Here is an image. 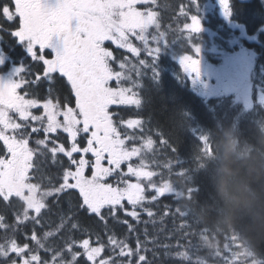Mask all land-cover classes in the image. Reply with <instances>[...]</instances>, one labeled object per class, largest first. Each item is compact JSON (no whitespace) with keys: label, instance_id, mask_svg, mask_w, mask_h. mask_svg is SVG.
<instances>
[{"label":"snow or ice","instance_id":"obj_1","mask_svg":"<svg viewBox=\"0 0 264 264\" xmlns=\"http://www.w3.org/2000/svg\"><path fill=\"white\" fill-rule=\"evenodd\" d=\"M219 3L224 15H231L230 0ZM157 8V0H0V36L15 37L27 57L40 65L32 79L23 75L26 71L31 75L23 64L7 77L0 76V204L12 209L13 217L9 223L0 214V264H150L147 242L138 237L135 248L131 247L126 238L108 231V218L116 219L121 211L137 223L141 213L153 218L155 213L147 205L165 195L177 200L178 193L165 172L157 169L162 167L169 174L175 171L181 178L190 173L179 166L177 157H173L175 165L167 161L161 166L156 159V140L146 131L145 122L121 119L110 109L114 105L141 108L136 91L141 85L132 77V73L143 74L141 67L152 70L154 81L158 79L154 64L169 45ZM193 9L198 11V0L179 7L180 23L194 52L180 55V64L195 81L200 77L197 41L202 26ZM134 40L140 42L139 47ZM106 41L137 57L140 67L127 56L122 60L114 56ZM142 53L150 59L140 58ZM115 63L119 70L114 71ZM61 78L69 86L74 106L69 98L61 101L53 95V85ZM42 81L49 84L43 99L26 87ZM123 81L129 86H123ZM34 109L42 112L35 114ZM41 132L43 137L37 135L32 146L33 134ZM58 133L66 134L68 146ZM155 135L161 145L176 153L162 133ZM133 158L136 162L128 163ZM48 161L57 167V175L42 172L41 166ZM125 164L126 171L122 170ZM148 192L152 194L146 195ZM49 197L57 201L66 197L68 211L58 224L42 231ZM81 210L104 222L106 242L99 233L92 240L93 234L80 221ZM171 211L184 221L173 249L176 264H194L199 256L198 238L178 206ZM121 222L130 233L136 231L128 220ZM20 232L23 240L18 239ZM77 232L82 233L78 239L73 237Z\"/></svg>","mask_w":264,"mask_h":264},{"label":"trees","instance_id":"obj_2","mask_svg":"<svg viewBox=\"0 0 264 264\" xmlns=\"http://www.w3.org/2000/svg\"><path fill=\"white\" fill-rule=\"evenodd\" d=\"M182 3L188 4L180 0L179 7ZM252 10L253 6L248 5V14ZM182 20L183 16L177 12L168 14L162 21L165 43L169 45L161 50L163 59L191 49ZM261 27L264 23L247 29L245 35L255 53L250 75L254 79L251 107L235 95L207 97L187 76L180 80V85L165 77L154 81L149 69L150 95L147 98L143 94L146 101L143 108H147L148 116L156 124V132L162 133L176 148L172 154L159 143L160 137L154 132L157 162L161 166L167 161L175 165L173 157H177L179 166L189 171L190 177L181 178L175 171L169 174L162 167L157 169L165 172L166 178L178 189L177 200L165 195L148 204L155 216L149 218L141 213L140 223L121 211L116 219L108 218L107 227L109 232L126 238L133 248L138 237L146 241L150 264H176L173 249L184 223L183 218L171 211L177 206L198 238L199 256L194 264H264V31L259 30ZM133 42L140 46L139 41ZM108 48L114 52L112 46ZM134 60L138 62V58ZM110 110L116 111L121 119L129 118L122 108ZM201 137L206 139L202 141ZM126 167L122 165V170L126 171ZM164 212L169 215H163ZM9 220L12 223L13 217ZM123 220H128L136 231L130 233ZM85 222V227L95 231L93 241L95 233H99L106 242L108 232L103 221L93 216ZM20 234L17 233L19 240ZM81 235V232L73 233L77 239ZM163 244L172 247L165 249Z\"/></svg>","mask_w":264,"mask_h":264},{"label":"rangeland","instance_id":"obj_3","mask_svg":"<svg viewBox=\"0 0 264 264\" xmlns=\"http://www.w3.org/2000/svg\"><path fill=\"white\" fill-rule=\"evenodd\" d=\"M219 1V0H218ZM163 30V29H162ZM106 43L111 44L110 41H106ZM189 54L194 55V52H190ZM207 51L201 48L200 52V80L195 81L194 86L199 88L201 92L204 93L205 96L209 97L214 95L215 97H223L227 95L229 91L231 94L240 95L243 90L246 88L247 83L249 82V69L248 64L245 63V66L241 65L242 61H246V55L244 52H240L238 55H234L230 58L228 66H219L213 64L207 57ZM132 64H136L137 67L138 62L133 59H128ZM160 64H165L167 67L163 71V76L168 80H172L180 85L178 82L179 74L177 70L173 66L175 64L173 57L160 60ZM117 68L119 69V65L117 64ZM141 71L145 70L144 68H140ZM235 70V71H234ZM237 74V81L234 77V74ZM59 84H54L55 92L57 91ZM143 94L148 98L150 95V84L147 83L146 87L143 88ZM146 103L143 96V105ZM145 112L148 113L147 108H143ZM154 125H156L153 122ZM2 209L5 210V206H1Z\"/></svg>","mask_w":264,"mask_h":264},{"label":"flooded vegetation","instance_id":"obj_4","mask_svg":"<svg viewBox=\"0 0 264 264\" xmlns=\"http://www.w3.org/2000/svg\"><path fill=\"white\" fill-rule=\"evenodd\" d=\"M3 36H0V57H3L4 59V64L3 65H0V76H4L5 77V69L7 67V56L9 55L10 57H16L18 54L21 53V51L23 50L24 53L25 50H24V47L23 45L19 44L16 42V38L11 36V35H8L7 33H3L2 34ZM8 39L9 40H13L14 42H11L10 43V46L8 45ZM22 49V50H21ZM16 63L18 65V67L20 65H22V61L20 59H16ZM40 67V65H37L35 62L31 61L30 58H29V65L27 67H25L26 69H29L30 72H31V75H35L38 71V68ZM24 74H26L25 76L28 78V79H32V77H30L29 73L26 71ZM63 85L66 87V80L63 79ZM43 84L44 86V89H45V92H48V89H49V84L47 81H42L40 82ZM28 88V86H26ZM54 87V85H53ZM21 92H23V89L20 90Z\"/></svg>","mask_w":264,"mask_h":264}]
</instances>
